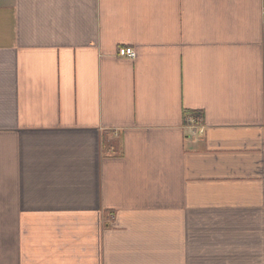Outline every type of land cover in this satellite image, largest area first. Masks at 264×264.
<instances>
[{
	"label": "crops",
	"instance_id": "obj_1",
	"mask_svg": "<svg viewBox=\"0 0 264 264\" xmlns=\"http://www.w3.org/2000/svg\"><path fill=\"white\" fill-rule=\"evenodd\" d=\"M263 10L0 0V264H264Z\"/></svg>",
	"mask_w": 264,
	"mask_h": 264
},
{
	"label": "built area",
	"instance_id": "obj_2",
	"mask_svg": "<svg viewBox=\"0 0 264 264\" xmlns=\"http://www.w3.org/2000/svg\"><path fill=\"white\" fill-rule=\"evenodd\" d=\"M262 20L264 23V10L262 12ZM119 57L121 58H127V59H135L136 58V53L133 49L130 48H125V49H120L118 53ZM184 126L188 127L192 133L196 131V133L201 134L202 130L200 127H198L196 119L192 117H185L184 118ZM193 133L192 135H194Z\"/></svg>",
	"mask_w": 264,
	"mask_h": 264
},
{
	"label": "trees",
	"instance_id": "obj_3",
	"mask_svg": "<svg viewBox=\"0 0 264 264\" xmlns=\"http://www.w3.org/2000/svg\"><path fill=\"white\" fill-rule=\"evenodd\" d=\"M185 117H192V118H195V119H200V114L193 113V112H185L184 113V118Z\"/></svg>",
	"mask_w": 264,
	"mask_h": 264
}]
</instances>
